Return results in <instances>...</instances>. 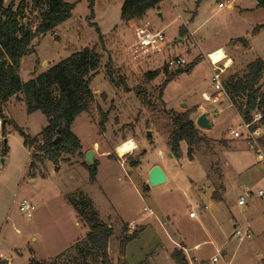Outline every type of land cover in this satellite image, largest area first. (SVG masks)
<instances>
[{
  "label": "rangeland",
  "instance_id": "rangeland-1",
  "mask_svg": "<svg viewBox=\"0 0 264 264\" xmlns=\"http://www.w3.org/2000/svg\"><path fill=\"white\" fill-rule=\"evenodd\" d=\"M64 1L74 5L72 17L53 32L32 41L35 52L22 60L20 76L23 82H28L35 74L44 73L74 53L88 47L97 48L102 56L101 68L90 85L95 101L91 110L78 116L71 126L72 133L80 140L84 151L93 148L95 143L101 147L97 153V181L91 183L89 173L83 167L87 153L80 157L62 155L57 164L60 168L56 171L57 165L53 162L46 159L40 163L33 158L35 147L26 148L22 137L12 125H6L3 137V120L0 118V264H5L4 261H7L6 264H29L35 255L37 261H46L49 256L64 253L67 246L63 239L75 235V231L80 234L88 232L83 225L74 228L75 211L68 202L69 198L78 201L86 194L93 198L95 206L112 214V223L121 227L146 216L148 219L145 223L152 224L147 225V229L154 227L153 230L159 234L155 216L145 212L144 208H151L158 214V219L167 223L165 215L173 218V214H176L174 225H167L165 229L172 227L176 234H180V239L189 249L191 264H264V237L257 240L255 233L244 241L231 237L235 229L233 215L238 221L250 222H258L264 216V198H257L256 195L248 201L247 208L250 210L246 212V216H237L239 195L245 190L256 194L264 189L263 183L255 187L254 191L252 188L255 179L251 176L245 180V189L240 188L242 181H238V175H244L249 170V165L243 164L242 169H238L237 164L247 159L253 161L256 156L248 141L238 139L239 144L231 147L221 146L214 141L202 144L196 148L194 160L188 158L185 143L181 145L182 156L171 158L168 142L173 129L169 112H193L197 105L205 104L200 92L204 86L211 84L212 74L207 53L220 46L228 50L235 47V42L242 47L241 38L247 39L251 35L254 37L249 38L252 50L245 55H236L235 66L226 73V78L234 74L243 76L250 63L256 59L264 60V9L258 7L257 0H165L160 5V12L148 11L139 26L149 24L153 31L165 28L164 35L169 48L144 60L133 58V32L125 29L126 35H121L123 0H95L93 9L88 0ZM228 2L234 4L233 11L227 6L219 8V4ZM19 3L20 0H16L15 5L18 6ZM8 4L9 0H5V5ZM199 8L201 11L197 15ZM239 8L247 10L241 11ZM27 15L29 23L36 25L37 12L34 14L33 11H27ZM179 16L183 19L179 20ZM258 27L261 28L256 31ZM178 56H187L190 64L195 60L197 63L188 73L176 74V70L168 69L175 77L163 89L161 86L166 80L164 68L170 58ZM223 57L225 52L221 49L212 55L214 61ZM108 70L119 86L110 81ZM149 73L157 74L149 80ZM261 89L262 93L264 79ZM140 91L142 95L138 94ZM143 98L151 105L144 104ZM239 102L240 105L245 104ZM220 103L222 106L207 104L212 109V121L216 117L213 109L223 108V112L217 117L218 124L215 121V128L209 134L213 139L219 136L226 139L234 129L243 125L241 115L233 105L234 108L229 106L226 98L222 97ZM2 113L30 137L39 135L48 126L47 118L40 112L27 113L20 94L3 105ZM104 115L107 118L102 126L100 123ZM190 117L193 120V113ZM259 118L260 115L255 114L253 121ZM254 126L262 128L256 139L264 152V126L259 120ZM149 131L151 135L148 134ZM200 131L203 134L207 130ZM130 138H134L137 143L134 153L120 157L113 150L111 157L102 158L99 155ZM4 149L7 150L6 156ZM2 159H5L4 164ZM220 159L221 171L225 175L222 190L219 189L221 179L217 174ZM95 160L94 158V162ZM120 160L126 164H122ZM32 161L36 165L33 172L30 170ZM131 161L136 162L135 167H131ZM226 162L231 164L229 168L225 166ZM156 165L165 174H173V180L161 186L147 188L149 170ZM259 173H264V163L258 168L256 176ZM206 174L216 184L217 192L224 193L223 197L232 214L229 221L219 229V239L211 236L214 233L209 226L208 214L207 217H202V223L189 219L191 211L198 215L205 212L204 206L211 193L210 188H214L207 181ZM204 187H207L206 191ZM24 199L36 206L30 221L19 210V203ZM240 226L242 230H246L245 225ZM33 236H37L38 241H34ZM134 239L138 241L137 237ZM160 239L161 243H157L159 249H152L148 245H153V241L147 245L145 240L141 243L134 242L133 251L136 253L145 245L148 251L152 250L144 258L153 262L159 253L164 254L165 248L170 247L164 233ZM203 241L206 243L195 251L194 244ZM213 243L223 246L217 251ZM224 249L228 250V255L223 254ZM256 249H260L261 253H256ZM185 256L187 259L188 256ZM214 257L218 258L216 263L212 262ZM187 261L189 264V259Z\"/></svg>",
  "mask_w": 264,
  "mask_h": 264
},
{
  "label": "trees",
  "instance_id": "trees-1",
  "mask_svg": "<svg viewBox=\"0 0 264 264\" xmlns=\"http://www.w3.org/2000/svg\"><path fill=\"white\" fill-rule=\"evenodd\" d=\"M165 0H123L121 8V22L127 25L130 21H138L145 17L150 10H159ZM16 0H0V118L2 133L5 136V127L12 125L13 129L22 137L24 146L28 149L35 147L36 158L40 163L49 160L58 164L62 155L81 156V142L72 133L71 126L78 116L89 112L95 101L91 90V83L99 75L102 56L96 47H88L74 53L65 60L49 68L44 73L35 76L28 82H23L20 76L22 60L35 52L32 41L48 33L53 32L58 26L72 17L73 4L64 0H20L18 6ZM93 9L95 0H88ZM258 7L264 9V0H257ZM27 11L37 12V25H31L28 21ZM263 27V26H262ZM261 27H258L256 31ZM255 31V32H256ZM244 45L247 43L244 40ZM197 61H193L186 68L192 71ZM157 73H149L151 80ZM107 75L111 82L119 86L114 80V75L108 70ZM166 80L161 88L173 81L175 74L169 73L164 68ZM264 79V60L257 59L247 66L243 76L230 75L225 80V90L229 101L241 115L245 123H252L255 114L260 115V124L264 126V91L261 93V84ZM258 96V94H260ZM22 95L27 107V113L40 112L48 120V126L42 132L30 137L16 124L3 116L2 107L11 98ZM142 95L140 91L138 93ZM245 102L240 105V102ZM144 104L151 103L143 98ZM240 106H237V105ZM196 111L176 112L170 111L172 119V132L169 135V148L171 154L180 158L182 156L181 145H187V156L195 159V150L202 144H210L211 139L202 134L200 129L191 119V114ZM106 115L101 119L100 125L104 126ZM256 127L254 126L253 129ZM56 143L54 142L56 139ZM221 144V143H220ZM7 150L4 149V156ZM35 160V159H34ZM83 167L88 171L90 182H96L97 161L92 166L83 162ZM131 167L136 162L131 161ZM36 168L35 161L30 163V170ZM59 170V165L55 166ZM218 192L213 194V199H218ZM69 204L75 210L78 218L88 227V234L84 239L74 244L64 253L49 261L31 260L29 264H111L108 256V243L113 236V229L106 223L100 222L94 212L92 202L83 195L78 199H68ZM138 231L132 233L136 238ZM129 241L125 236L121 243V249ZM177 264H188L184 251L175 250L172 254Z\"/></svg>",
  "mask_w": 264,
  "mask_h": 264
},
{
  "label": "crops",
  "instance_id": "crops-1",
  "mask_svg": "<svg viewBox=\"0 0 264 264\" xmlns=\"http://www.w3.org/2000/svg\"><path fill=\"white\" fill-rule=\"evenodd\" d=\"M226 5H227V8L230 11H233L234 10V4L232 2H228ZM239 9L241 11L247 10V9H244V8H239ZM200 11H201L200 8L196 11L197 15H199ZM157 12H160V10H157ZM143 19L144 18H142L141 20H138V21H136V20L135 21H130L129 23H127V25H124L123 23H121V26L123 27V28H121V30H122L121 35H126L125 29H129V30H131L133 32V28L137 24L139 25V23ZM193 20L194 19L192 18L191 19V24H193ZM202 25L199 26L197 28V30L200 27H202ZM162 30L164 31L165 28H163ZM249 38L253 39L254 37H252L251 35H249V37L247 39L246 38H244V39L241 38L242 41H244L246 39L245 41H246L247 45H249V46H247V48L245 47L244 42H243V46L242 47H240L238 45V43L235 42V43H233V45L235 47H230L227 50L226 48H224V46H220L218 48H215V50H213L212 52L221 49V50H223L226 53V55H227V63H228V67H229V70L228 71H230V69H232L235 66V62H236L235 57H236L237 54L245 55V53H247L250 50H252L251 40L249 41ZM239 40H240V38H239ZM167 48H169V45H167V47H166V49L164 51H166ZM212 52L207 53V55L211 54ZM182 57H184L187 60L188 64H190V62L188 61V57L187 56H182ZM40 74H42V73H37V74H35V76H38ZM200 93H201V98H202V94H204V93L213 94V91L211 89V84L208 85V86H204V88H202V90H201ZM207 104H209V103L201 104L199 106L197 105L196 112L193 113V121H194V123L196 124V120L198 119V117L200 115H202L203 113H206L207 116H208L209 122L212 125V129L209 130V131L208 130L207 131H204L203 134H205L212 141L217 142V143H221L220 144L221 146L231 147L234 144H239L238 139L236 140V138H234L232 135L230 137L226 138V139L224 137H220V136L213 139V138H211L209 136L210 132L213 131L214 128H215V125H214L215 121L218 124L217 117L219 116V114H221L223 112V108H221V109L220 108L213 109L214 112L216 110H219L220 113L218 115H215L216 117L214 118V121H212L211 120V114H212L211 113V110L212 109L210 110V108H209V106ZM221 106H222V104H221ZM229 106L232 107V108H234L230 102H229ZM261 130H262V128L260 127V131ZM229 138H231V139H229ZM130 139H133L134 140V138H130ZM134 142L136 143L135 140H134ZM229 143H230V146H229ZM136 145H137V143H136ZM117 147L118 146H114V147L110 148L109 150H104V151L100 152L99 155L102 158L111 157V155H110L111 154V151L114 150L115 151V154H117V152H116V148ZM100 149H101V147L100 146H97V144L95 143L94 146H93V148H90L87 151H84V148H82L81 153L82 154H85V153H88L90 151H93L94 152V158L96 159L95 161L99 162L97 160V153H98V151ZM260 149H261V147H260ZM134 151H136V149ZM134 151L131 152L130 154L134 153ZM169 151H170V149H169ZM261 151L263 152L262 149H261ZM169 153H171V152H169ZM263 155H264V152H263ZM171 158H174V156L172 155ZM117 160H119V159L117 158ZM222 160H223V158H222ZM222 160L220 159V168L217 170V174L219 176V179H221V182H220L221 185L219 186V189L221 188V190H222V187L224 186V183L223 182L225 180L224 171L223 170L221 171ZM121 163L122 164L123 163L126 164L124 161L123 162L121 161ZM263 163H264V160L259 159L257 157V155H256L255 158L253 159V161L251 159H247V160H245V162H241V163L237 164L238 169H242L243 164L249 165L248 166L249 167V170L244 175L243 174L238 175V181H242V182H240V188L246 187L245 186L246 185L245 180H246V178L249 179L248 176H251L253 179H255V181L253 183L254 187L252 188V189H254V191L256 189L255 187H257L258 185H261V184L264 183V173L263 174L259 173V175L256 176L257 175V172H258V168ZM74 165L80 166L78 164H74ZM156 166H158V165H156ZM225 166L229 168L231 166V164L229 162H226L225 163ZM153 167H155V166H152L151 168H153ZM169 169H171V168H169ZM130 170L131 169H129V171ZM164 173H165V171H164ZM165 175L167 176V182L166 183H168L169 181L171 182L173 180V174H170V176L167 175V174H165ZM205 177H206L207 181L209 183H211L210 186L211 187L214 186L213 189L210 188L211 189V193H210V195L208 197L207 203L204 206L205 212H202L199 215L197 213V218H190V216H189V219L190 220H199L198 223H202V217L203 216H206V214H208L209 215L208 220L210 221L209 222V226L213 229L212 230V233H214V234L211 233L212 234L211 236L213 238H215V239H219V229L222 228L227 221H229L230 215H232V214H231V211H230L228 202L223 197L224 193L221 194L222 191H219L218 192L219 194H217L218 195V199L217 200L213 199V196L212 195L215 193V191H217V186H216L215 183L212 182L211 178H209L207 176V174H206ZM96 181H97V179H96ZM31 182H33L32 179H31ZM203 189H204V191H206L207 190V187H204ZM243 189H245V188H243ZM260 190H264V189H260ZM225 191H227V189ZM241 194L239 195V197L241 196ZM85 196H87V198L92 202L93 208H94L93 210H94L95 214H97L99 221L100 222H103V223H106L109 226V228H112L113 229V236L111 237V239L109 240V243H108V256H109V260H110L111 264H177L176 261L173 259L172 254H173V252L175 250H181V249L186 253V254L185 253L184 254L188 256L187 259H189V264H191L190 263L191 261H190V258H189V249L187 248L186 244L182 241V239H180V234H176L174 232L175 231L174 228H172V227H171V229H170V227L167 228V229H165L166 228L165 226H167V225H171V226L174 225V219L176 218V214H173V218H171L170 216L165 215V217L167 218V221H168V223H167V222H165L163 220L161 221L160 219H158L157 216H156L158 214L154 210L152 211L151 208L145 207V208H147L146 211H145V208H144V211L145 212H149L150 215L155 216V220L154 221L158 222L156 224V228H158L160 230L159 234H157L153 230L154 227L151 228V229H147V225H152V224H150L148 222L145 223V221L148 219L146 216H144L142 218H138V220H133V221L127 223V225L121 227L120 225H115L114 223H112V216H113L112 214L105 213L101 209H99L97 206H95V204H94L95 202H94L93 198L89 194H86ZM239 197H238V199H239ZM238 199H237V201H238ZM248 201H247V204L244 207H240V206L238 207V204H236V206L239 208L238 213H237V216L238 215L239 216H243V218H244L246 216V212H249L250 209L247 208ZM243 218H240L239 217V219H243ZM78 219L79 218H78V216H77V214L75 212V224H74V228L77 229V228H79V227H81L83 225V227L85 228V230H86V228L88 229V227L83 222L78 221ZM233 220L235 221V226L236 225L240 226L241 224L242 225H245L246 229H249L252 233H255V235L257 236V238H256L257 240L260 239V238H262V237H264V216L258 222H255V220L254 221H251V222L250 221H240L239 220L240 223H241L240 224L239 221L235 218L234 215H233ZM130 225H134L137 228L136 231H138V236H137V238H138L137 240L138 241H136L132 237V233H130L128 231V227ZM199 226H200V224H199ZM126 229H127V231H126ZM74 233H75V235H72L70 238L63 239L65 241L64 243H66L65 245L67 246V248L65 249V251L67 249H69L70 247H72L77 242H79L82 239H84L86 237V235L88 234V232H83L82 234H80L77 231H75ZM162 233H164L167 236V238L169 240L168 242L170 243V247L169 248H165L164 254L159 253L156 256V259L153 262H150L147 259L145 260V258H144L145 255H147V253H149L153 248L159 249V247L157 246V243L158 242L161 243V239L160 238H161V234ZM233 233H234V231L232 232V234ZM232 234H231V237H232ZM126 235H131V238L129 239L130 242L126 243V245L124 246L123 252H122L121 243H122L123 237L124 236L126 237ZM214 235H216V236H214ZM208 236H210V235H208ZM33 240L34 241H38V237L37 236H33ZM145 240H147V245H148V242L153 241V245H151V246L148 245L149 247H152V249L150 251H148V248H146V246L143 245L140 249H138L139 251H137L135 253L133 251V243L134 242L141 243V242H143ZM204 243H206V241H203L202 243L197 242L196 244H194V246H193L194 247V250L195 251L196 250H199L201 248L202 244H204ZM213 245H214V247H215V249L217 251H219L221 249V247L223 246V244H221V246H218V244H216V243H213ZM50 251H51V249H50ZM222 252H223L224 255H228V250L224 249ZM52 253H54V252H52ZM256 253L260 254L261 253V250L260 249H256ZM55 257H57V256L56 255H54L53 257L52 256H49V258L46 259V261H49L51 259H54ZM31 260L37 261L36 260V255H35V258L32 257ZM4 263H5V261H4Z\"/></svg>",
  "mask_w": 264,
  "mask_h": 264
},
{
  "label": "built area",
  "instance_id": "built-area-1",
  "mask_svg": "<svg viewBox=\"0 0 264 264\" xmlns=\"http://www.w3.org/2000/svg\"><path fill=\"white\" fill-rule=\"evenodd\" d=\"M227 5L226 4H219V8L223 9ZM36 14V12H34ZM178 19H182L181 16ZM37 25V21H36ZM35 25V26H36ZM134 34V44L132 48L134 49L133 58H142L144 60H148L152 58L154 55L163 52L167 45L168 41L164 35V31H153L150 28L149 24L139 26L138 24L133 28ZM220 50V49H219ZM219 50L212 52L211 54L207 55V59L211 68V89L213 94L204 93L202 94V99L205 103L214 104L221 106L220 99L222 97L226 98L229 101L228 95L225 90V80H226V73L229 70L228 63H227V55L225 53V57L223 59L214 61L212 55L217 53ZM131 56V55H130ZM187 60L182 57H173L170 58L167 62V68L170 70H177L180 68H186L188 66ZM230 102V101H229ZM231 103V102H230ZM220 113L219 110H216L214 114L218 115ZM257 120H260L257 119ZM257 120L253 121L252 123H245L243 121V125L237 129H234L231 134L236 139H245L248 141L249 147L251 150L255 151L257 157L261 160H264L263 152L261 151L256 136L260 132V128L257 127L253 129L254 125L256 124ZM244 130V131H242ZM256 195L257 198L264 197V190L258 191L256 194L250 191H243L241 196L239 197L237 204L240 207H244L247 204V201ZM19 210L22 214H24L27 220H32L33 214L36 211V206L27 199L22 200L19 203ZM147 208H145V211ZM264 215V214H263ZM190 218H197V214L194 211H191L189 214ZM137 230L134 225H130L128 227V231L133 233ZM252 236V232L249 229L242 230L240 226L236 225L234 229V233L232 237L238 238L240 241H244L245 239H249ZM220 252H218V255ZM0 256H2L0 254ZM218 261L217 257H214L212 262L216 263Z\"/></svg>",
  "mask_w": 264,
  "mask_h": 264
},
{
  "label": "water",
  "instance_id": "water-1",
  "mask_svg": "<svg viewBox=\"0 0 264 264\" xmlns=\"http://www.w3.org/2000/svg\"><path fill=\"white\" fill-rule=\"evenodd\" d=\"M159 16H161V14ZM188 72H189V69L187 68H180L175 71L176 74H182V73H188ZM196 126L200 129L208 130V131L212 129V125L210 124L206 113H203L202 115L198 117V119L196 120ZM148 134L151 135V132L149 131ZM57 140L58 138L54 142L56 143ZM145 152L146 151H144V153ZM170 156L172 157L171 154ZM85 161L90 166L94 164V152L93 151H90L86 154ZM1 162L2 164H4L5 159H2ZM147 182H148L147 188L161 186L167 182V176L165 175L164 171L159 166H155L150 170L148 177H147ZM126 238L130 239L131 235H126ZM5 263H7V261H5Z\"/></svg>",
  "mask_w": 264,
  "mask_h": 264
},
{
  "label": "bare ground",
  "instance_id": "bare-ground-1",
  "mask_svg": "<svg viewBox=\"0 0 264 264\" xmlns=\"http://www.w3.org/2000/svg\"><path fill=\"white\" fill-rule=\"evenodd\" d=\"M216 54V53H215ZM214 54V55H215ZM214 60V59H213ZM221 60V59H220ZM230 63V62H229ZM129 145H131V147H129ZM137 148L136 143L132 140H126L125 142L121 143L117 148H116V152L120 157H124L128 154H130L131 152H133L135 149Z\"/></svg>",
  "mask_w": 264,
  "mask_h": 264
},
{
  "label": "clouds",
  "instance_id": "clouds-1",
  "mask_svg": "<svg viewBox=\"0 0 264 264\" xmlns=\"http://www.w3.org/2000/svg\"><path fill=\"white\" fill-rule=\"evenodd\" d=\"M129 147H131V145H129Z\"/></svg>",
  "mask_w": 264,
  "mask_h": 264
}]
</instances>
